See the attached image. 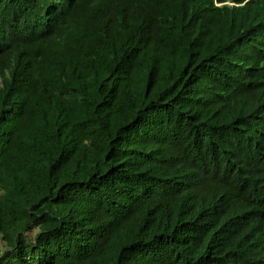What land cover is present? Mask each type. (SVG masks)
Listing matches in <instances>:
<instances>
[{"label": "trees", "instance_id": "1", "mask_svg": "<svg viewBox=\"0 0 264 264\" xmlns=\"http://www.w3.org/2000/svg\"><path fill=\"white\" fill-rule=\"evenodd\" d=\"M0 264H264V0H0Z\"/></svg>", "mask_w": 264, "mask_h": 264}, {"label": "rangeland", "instance_id": "2", "mask_svg": "<svg viewBox=\"0 0 264 264\" xmlns=\"http://www.w3.org/2000/svg\"><path fill=\"white\" fill-rule=\"evenodd\" d=\"M36 233V230L33 231V234Z\"/></svg>", "mask_w": 264, "mask_h": 264}]
</instances>
